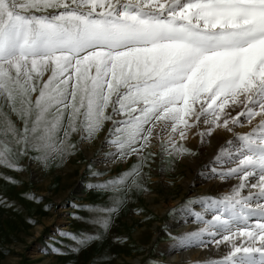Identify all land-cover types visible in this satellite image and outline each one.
<instances>
[{
    "label": "snow or ice",
    "instance_id": "obj_1",
    "mask_svg": "<svg viewBox=\"0 0 264 264\" xmlns=\"http://www.w3.org/2000/svg\"><path fill=\"white\" fill-rule=\"evenodd\" d=\"M0 97L25 125L18 132L5 114L0 131L25 150L30 141L54 149L61 131L92 139L111 121L118 158L165 133L170 143L184 138L201 117L209 131H231L241 121L226 107L242 105L238 116L260 119L238 149L221 148L234 166L217 173L240 183L208 202L223 209L210 220L197 215L206 227L184 243L203 244L207 232L231 245L213 264H264V0H0ZM95 223L108 227L107 219ZM69 236L80 246L95 238Z\"/></svg>",
    "mask_w": 264,
    "mask_h": 264
},
{
    "label": "rangeland",
    "instance_id": "obj_2",
    "mask_svg": "<svg viewBox=\"0 0 264 264\" xmlns=\"http://www.w3.org/2000/svg\"><path fill=\"white\" fill-rule=\"evenodd\" d=\"M107 111L110 113L111 109ZM5 114L18 132H22L24 120L0 97V121ZM193 119L189 117V122L193 123ZM195 124L190 129L199 130V121ZM28 127L31 128V119ZM113 128L111 121H105L94 138L87 140L79 132L65 138L61 131L54 149L41 151L32 148L31 141L25 150L24 144H17L10 133L0 131V142H3L0 143L3 154L0 155V264H213L229 253L230 244H215L207 232L201 235L203 244L200 241L184 243V240L188 234L206 227L197 215L203 220H210L214 215L211 213L218 205L209 207L208 202L231 195L240 180L229 178L233 186L222 191L182 193L183 188L179 187L185 171H181V159L196 157L198 148L196 152L183 142L172 145L161 140L156 150L151 148L155 145L151 143L139 155L118 158L117 146L111 142L116 137L109 131ZM245 134H237L238 147L243 144L239 136ZM83 144H97V147L86 157ZM104 145H109L111 150H103ZM217 156L207 164H199L202 175L198 174L206 183L222 180L217 173L231 167V164L222 165ZM99 160L102 162L96 163ZM105 163H114L116 167H104ZM70 164L74 165L76 181L68 191V186L60 185L59 179ZM128 173L132 174L126 176ZM39 175L53 180L44 192L39 191ZM125 176L122 183L106 189L91 187ZM250 180L255 182L256 178ZM171 190L174 191L170 193ZM249 190L247 187L241 190V195H248ZM59 193L65 196L56 201L53 197ZM145 195L156 196L153 202L156 206L164 203L163 211H154L146 203ZM44 219H50L51 223L44 224ZM99 219L108 220L107 229L95 223ZM258 219H250L249 224L254 225ZM36 228H41L38 234ZM139 232H144V236L137 240ZM69 234L78 238L93 234L95 238L80 246ZM245 240L239 238L234 242L240 244ZM34 252L39 255L37 259L33 257ZM193 252L196 257L191 258Z\"/></svg>",
    "mask_w": 264,
    "mask_h": 264
},
{
    "label": "bare ground",
    "instance_id": "obj_3",
    "mask_svg": "<svg viewBox=\"0 0 264 264\" xmlns=\"http://www.w3.org/2000/svg\"><path fill=\"white\" fill-rule=\"evenodd\" d=\"M244 108L242 105H236L233 106L231 104V102H229V105L226 107V111L230 112L232 116L234 117H238V119L241 121V123L232 125L230 122V127L232 128L231 131H229L228 129L224 128L222 125L220 127H211L210 129V125H206L203 123V119L204 117H201V120L199 121V124L201 125L199 130L198 129H187L185 132V137L181 138L179 136V134H175L174 136L171 137V143L168 140V133L164 134V138L162 139L161 137H156L152 143H154L155 145H153L151 148H153L154 150L157 149L158 144L160 143L161 140H165L166 142H169L170 144L174 145L176 144L178 141L183 142L184 144H187L191 150L196 151L197 152V148L199 150V154L196 157H191V158H187V157H181V171H185L184 174V178L180 184L179 188H183L181 190V192H191L192 190H199L200 192L204 191V190H214V191H222V190H226L230 187L233 186V182L228 179L226 180H213V181H208V183H206V179L204 180L200 175H202V173L200 174L199 170V164L201 162H203L204 164H207V162L209 160H211L212 158H214L217 155H220V163L223 164H231V167L234 166L233 160H230L227 156V152H232L235 149H238L239 147L236 145L237 142L236 141V137L237 134L239 132H244V133H251L253 127L258 123L259 121V117H255L252 120V123L249 124L247 122V117L246 116H238V113L240 111H243ZM194 121V119H193ZM203 133V135H202ZM238 138V137H237ZM164 142V141H163ZM179 143V142H178ZM98 144V143H97ZM96 144V145H97ZM90 146L88 144H83L82 150L85 152L86 157H89L93 150L97 147V146ZM108 146L103 147V150L107 149ZM221 148H224L226 150V153L221 155L220 154V150ZM108 150H111V148H108ZM99 158V157H98ZM102 158V157H101ZM97 159V158H96ZM234 159V158H233ZM104 160V159H103ZM214 161V159H213ZM212 161V162H213ZM218 161V160H217ZM102 162L101 160H99L96 163ZM105 162V161H104ZM115 163V162H114ZM106 164L104 165V167H116L115 164ZM102 164V163H101ZM100 164V165H101ZM230 167V166H229ZM103 168V166H102ZM228 168V167H227ZM74 169V165L70 164V166L67 167V169H65V171H63V176L59 179L60 180V185L67 187L66 190H70V188L72 187V184L76 181V178L74 179L73 176L75 175V173L73 172ZM80 169V168H79ZM225 169V168H223ZM222 169V170H223ZM202 171V170H200ZM196 172V173H195ZM200 175H199V174ZM196 174V175H195ZM204 174V173H203ZM206 174V173H205ZM40 179L38 178V182H39V188L41 192H44V189L46 188V186L50 183L53 182V180L49 179V178H43V176H40ZM78 178V176H76ZM52 181V182H51ZM237 181V180H236ZM174 189V188H173ZM174 190H171V192H173ZM64 193H59L58 196H52L56 201L61 200L64 197ZM156 196L153 195H145V200L146 203L149 204L152 209L154 211H156L157 213H160L163 211L164 209V203L160 204V205H154V199ZM172 201L170 202L171 205ZM217 207H219L220 210L223 209V205H218ZM217 207L213 208V211L211 214H215L217 211ZM64 210L61 211V213ZM51 223L50 219H44V224L49 225ZM41 230V228H36L35 229V233L38 234V232ZM144 233V232H143ZM143 233H138L136 235V239L140 240L142 239V237L144 236ZM212 242H213V238L210 236ZM175 245V244H173ZM175 248V247H173ZM172 249V248H171ZM194 255H191L193 257H196V253L193 252ZM33 257L34 258H38L39 255L38 253H33Z\"/></svg>",
    "mask_w": 264,
    "mask_h": 264
}]
</instances>
